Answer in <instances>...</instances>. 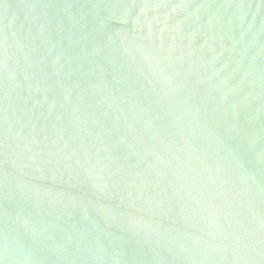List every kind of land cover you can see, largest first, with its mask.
Here are the masks:
<instances>
[{"label":"water","instance_id":"obj_1","mask_svg":"<svg viewBox=\"0 0 264 264\" xmlns=\"http://www.w3.org/2000/svg\"><path fill=\"white\" fill-rule=\"evenodd\" d=\"M0 264H264V0H0Z\"/></svg>","mask_w":264,"mask_h":264}]
</instances>
